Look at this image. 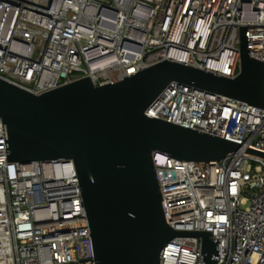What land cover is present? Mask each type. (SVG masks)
Segmentation results:
<instances>
[{
    "label": "built area",
    "instance_id": "built-area-1",
    "mask_svg": "<svg viewBox=\"0 0 264 264\" xmlns=\"http://www.w3.org/2000/svg\"><path fill=\"white\" fill-rule=\"evenodd\" d=\"M241 26L264 62V0H0V79L40 95L164 60L235 78ZM145 115L264 151V108L223 95L172 82ZM152 161L170 227L211 231L216 264H264L263 157ZM81 201L71 160L7 161L0 118V264H95ZM159 264H204L201 237L172 238Z\"/></svg>",
    "mask_w": 264,
    "mask_h": 264
},
{
    "label": "water",
    "instance_id": "water-1",
    "mask_svg": "<svg viewBox=\"0 0 264 264\" xmlns=\"http://www.w3.org/2000/svg\"><path fill=\"white\" fill-rule=\"evenodd\" d=\"M239 34L235 78L164 60L102 86L88 76L40 95L0 79L7 161L73 162L95 264H159L178 236L201 237V261H218L220 239L211 231L166 223L152 155L209 163L236 151L264 158V151L145 111L172 82L264 108V62L249 55L246 26Z\"/></svg>",
    "mask_w": 264,
    "mask_h": 264
}]
</instances>
